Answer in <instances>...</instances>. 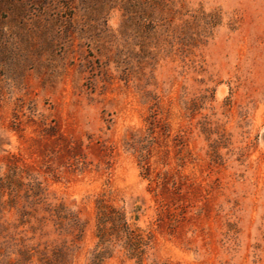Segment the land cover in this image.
Instances as JSON below:
<instances>
[{"label":"rangeland","instance_id":"obj_1","mask_svg":"<svg viewBox=\"0 0 264 264\" xmlns=\"http://www.w3.org/2000/svg\"><path fill=\"white\" fill-rule=\"evenodd\" d=\"M100 204L142 264H264V0H0V264H90Z\"/></svg>","mask_w":264,"mask_h":264},{"label":"trees","instance_id":"obj_2","mask_svg":"<svg viewBox=\"0 0 264 264\" xmlns=\"http://www.w3.org/2000/svg\"><path fill=\"white\" fill-rule=\"evenodd\" d=\"M127 12L129 11L127 10ZM61 208V206H58V212H60ZM98 208L97 236L101 245H98V249L93 253L90 264H101L106 255L110 256L112 248L106 244L112 242L113 238L121 241L124 240V245L122 246L129 258H134L136 264H142L146 248L148 247V239L143 236L139 228H132L124 212L102 204ZM72 220H74L76 227L82 233L84 230L83 224L74 216ZM57 252V257L66 258L64 252L61 250Z\"/></svg>","mask_w":264,"mask_h":264}]
</instances>
